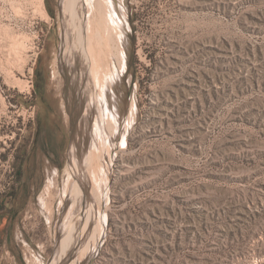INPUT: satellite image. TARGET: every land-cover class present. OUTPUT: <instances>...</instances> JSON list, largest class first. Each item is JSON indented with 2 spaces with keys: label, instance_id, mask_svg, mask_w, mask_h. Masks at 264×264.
Instances as JSON below:
<instances>
[{
  "label": "rangeland",
  "instance_id": "rangeland-1",
  "mask_svg": "<svg viewBox=\"0 0 264 264\" xmlns=\"http://www.w3.org/2000/svg\"><path fill=\"white\" fill-rule=\"evenodd\" d=\"M74 2L0 0V264H264V0H125L102 44L92 22L114 132L64 84Z\"/></svg>",
  "mask_w": 264,
  "mask_h": 264
},
{
  "label": "flooded vegetation",
  "instance_id": "flooded-vegetation-1",
  "mask_svg": "<svg viewBox=\"0 0 264 264\" xmlns=\"http://www.w3.org/2000/svg\"><path fill=\"white\" fill-rule=\"evenodd\" d=\"M92 1H95V2H93V4L92 3L88 4V2L85 0L84 5L82 6L83 14H82L81 22L84 23L83 24L84 30L82 31V38H83L82 41L76 40V43L78 45L74 42V39H78V35L76 34L77 33L76 31L73 33L72 36H70V38L67 37L65 54H66V58L68 61L66 62V65H65L63 77H64L65 86L67 85V83H69V80L72 81L71 83L73 85H75V86L77 85V88H78V98H77L78 99V109L76 111L77 112L76 115L81 116L82 118L84 117V115H87V116H89V121H91L92 118H93V121H94V118L96 119L95 121H97V117H99V119H100L101 118L100 116L104 117L105 114L107 113V112H104V114L101 113L99 111V108L106 109V105H107L111 111L116 112V116H117L118 111L112 110V108L110 107L109 93L107 90V88H108L107 82L104 83L105 86L103 88L100 87L101 83L99 84V86H98L100 89L99 92L94 91L92 93L93 88H91V87L89 88L88 81L92 76V72H91L92 69L91 68H92V63H93V61H90L91 60V57H90L91 52H89L90 45H91L90 33H92V31H91V27L93 25L92 22L95 21L97 24L95 32H96V34H98L101 44L103 42L102 40L104 39V35L107 32V30L105 29V26L103 25V22H102V24H99V15H97L98 14L97 8L95 7L96 6V0H92ZM111 1H112L111 7H112L113 11L116 13L117 16L120 15V21L122 23L123 30H124L127 26V23L129 24V26H130V23H133L134 16L129 13V8L126 5L125 0H111ZM58 7H60L59 11L62 12L63 10H62L60 3H58ZM115 10H117V11H115ZM50 12L53 16L56 15L54 13V11L51 9H50ZM84 17H86V18H84ZM86 20H88V21H86ZM102 26H104V29ZM98 28L100 29V33H97ZM70 29H73V28L71 27ZM73 31H74V29H73ZM130 31H132V28L130 29ZM83 34H85V35H83ZM106 35H108V34H106ZM74 36H75V38H74ZM83 40L85 41V44H86L85 49H87V51H83L81 48V42H83ZM106 41L108 42V44L111 43L108 38L106 39ZM82 57H84V58H82ZM81 60H83V61H81ZM124 72L125 71L121 72V74L116 72L115 78H111L109 75V79L111 80V86L112 87H114L113 82L118 81L124 75ZM38 73L40 74L39 71H38ZM101 90L103 92L102 97H100V93H101L100 91ZM81 97L84 101L80 105ZM87 103H88V105L90 104V107L86 110ZM68 111H69V115L71 118V114H70L71 112H70V110H68ZM102 120H103V118H102Z\"/></svg>",
  "mask_w": 264,
  "mask_h": 264
},
{
  "label": "bare ground",
  "instance_id": "bare-ground-1",
  "mask_svg": "<svg viewBox=\"0 0 264 264\" xmlns=\"http://www.w3.org/2000/svg\"><path fill=\"white\" fill-rule=\"evenodd\" d=\"M87 2H88V4H93V2H95V1H92V0H86ZM84 3H85V0H76V2H74V4L72 3L71 4V6H70V17L74 20L73 21V23H74V25H75V27H76V32H77V34H79V40H81L82 41V26H83V24L84 23H81L80 24V26H79V33H78V30H77V27H78V25H77V23L75 22V17H77L78 16V12H80V14L82 15L83 14V12H82V6L84 5ZM111 3H112V1L111 0H96V8H97V15H99V24H102V22H103V25L105 26V29L107 30V32H108V34H110V35H114L115 37H116V39H119L120 37H119V35H120V25L118 24V21H117V17H119L120 18V16L118 15H116V13L113 11V9H112V7H111ZM95 5V4H94ZM93 5V6H94ZM115 11H117V10H115ZM96 12V11H95ZM94 12V13H95ZM96 16V15H95ZM98 17V16H97ZM84 18H86V17H84ZM93 19V18H92ZM85 21V20H84ZM86 21H88V20H86ZM94 22V21H93ZM104 26H102L103 27V29H104ZM84 27V26H83ZM84 29V28H83ZM88 29V28H87ZM102 30V29H101ZM71 31L72 32H74L73 31V29H71ZM94 31V30H93ZM106 32V33H107ZM86 33V32H85ZM97 33H100V29L98 28L97 29ZM83 35H85V34H83ZM87 36V35H86ZM88 38V37H87ZM115 39V40H116ZM87 40V39H86ZM121 41V40H120ZM117 42V43H116ZM119 42V40L117 41H115V47L119 44L118 43ZM96 43V42H95ZM113 46V45H112ZM120 47V46H119ZM81 48H82V50L83 51H87V49H85L86 48V44H85V41L83 40V42H81ZM100 48V47H99ZM94 49V48H93ZM117 50V49H116ZM120 50V49H119ZM118 50V51H119ZM90 51H92L91 50V48H90ZM121 54L122 53H124L123 52V50H122V48H121ZM119 51V52H120ZM114 52V51H113ZM118 54V53H117ZM84 55V54H83ZM123 55V54H122ZM86 56V55H85ZM70 57V56H69ZM82 58H84V57H82ZM85 60V59H84ZM89 60V59H88ZM83 61V60H82ZM89 62V61H88ZM121 66H122V64H121ZM93 91L94 90H92V93H93ZM103 96V92H101V95H100V97H102ZM88 99V98H87ZM84 100H82V102H83ZM106 104V103H105ZM87 107V106H86ZM88 107H89V105H88ZM106 108H107V110L109 111L108 112V115H109V130H111L112 132H114L115 130H116V128H117V117L114 115V113H112L111 112V110H109L108 109V106H106ZM117 110V109H116ZM133 114H134V109H132V111H131V114H130V118H132V116H133ZM86 118V117H85ZM98 123H95V130H96V132L98 131ZM84 138V141L86 140V137L84 136L83 137ZM92 144V143H91ZM85 145H86V143H85ZM88 160V161H87ZM90 160H92V158H91V153H90V151H89V153H88V155H87V158H86V161L87 162H90Z\"/></svg>",
  "mask_w": 264,
  "mask_h": 264
}]
</instances>
